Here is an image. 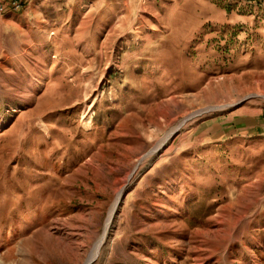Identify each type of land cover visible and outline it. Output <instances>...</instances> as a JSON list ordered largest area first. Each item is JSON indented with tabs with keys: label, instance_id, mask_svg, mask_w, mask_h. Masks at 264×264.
Returning a JSON list of instances; mask_svg holds the SVG:
<instances>
[{
	"label": "rangeland",
	"instance_id": "rangeland-1",
	"mask_svg": "<svg viewBox=\"0 0 264 264\" xmlns=\"http://www.w3.org/2000/svg\"><path fill=\"white\" fill-rule=\"evenodd\" d=\"M118 193L90 264H264V2L0 11V264H85Z\"/></svg>",
	"mask_w": 264,
	"mask_h": 264
},
{
	"label": "bare ground",
	"instance_id": "bare-ground-1",
	"mask_svg": "<svg viewBox=\"0 0 264 264\" xmlns=\"http://www.w3.org/2000/svg\"><path fill=\"white\" fill-rule=\"evenodd\" d=\"M219 107V106H218ZM202 111V110H201ZM196 113H199V112H196ZM179 126V122L174 126V128H177ZM171 133V132H170ZM169 134V133H168ZM163 142V140H161V142H159L155 147L158 148L161 143ZM154 147V148H155ZM153 148V149H154ZM120 197V193H118L117 195V198L111 208V211L109 212L107 218H106V221H105V225H104V228H103V232L102 234L97 238V240L95 241V244H94V247L91 249V252L89 254V260L87 262H85V264H87L90 260H92V258L95 257L96 253H98V248L101 246V244L105 241V239L107 238V234H108V230H109V226L111 224V220H112V215H113V211H114V208L116 206V203L118 201Z\"/></svg>",
	"mask_w": 264,
	"mask_h": 264
},
{
	"label": "built area",
	"instance_id": "built-area-1",
	"mask_svg": "<svg viewBox=\"0 0 264 264\" xmlns=\"http://www.w3.org/2000/svg\"><path fill=\"white\" fill-rule=\"evenodd\" d=\"M257 3H262L264 0H254ZM25 0H0V11L5 9L21 10L24 7Z\"/></svg>",
	"mask_w": 264,
	"mask_h": 264
},
{
	"label": "crops",
	"instance_id": "crops-1",
	"mask_svg": "<svg viewBox=\"0 0 264 264\" xmlns=\"http://www.w3.org/2000/svg\"><path fill=\"white\" fill-rule=\"evenodd\" d=\"M210 118H213V116L210 117ZM235 121H237L238 125L245 126V127L254 125V127L259 128L260 126H262L260 124L259 125L255 124L254 123L255 122L254 118H252V117L250 118V117H247V116L237 118ZM243 131H253V129L251 127H249V128H244Z\"/></svg>",
	"mask_w": 264,
	"mask_h": 264
},
{
	"label": "water",
	"instance_id": "water-1",
	"mask_svg": "<svg viewBox=\"0 0 264 264\" xmlns=\"http://www.w3.org/2000/svg\"><path fill=\"white\" fill-rule=\"evenodd\" d=\"M97 255H98V253H96V255H95V257L93 259H95L97 257ZM93 259L90 260L87 264H90L93 261Z\"/></svg>",
	"mask_w": 264,
	"mask_h": 264
},
{
	"label": "trees",
	"instance_id": "trees-1",
	"mask_svg": "<svg viewBox=\"0 0 264 264\" xmlns=\"http://www.w3.org/2000/svg\"><path fill=\"white\" fill-rule=\"evenodd\" d=\"M254 1V0H253Z\"/></svg>",
	"mask_w": 264,
	"mask_h": 264
}]
</instances>
